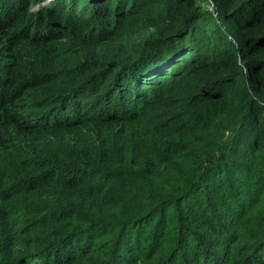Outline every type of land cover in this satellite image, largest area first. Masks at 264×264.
<instances>
[{"label": "trees", "instance_id": "16d2710c", "mask_svg": "<svg viewBox=\"0 0 264 264\" xmlns=\"http://www.w3.org/2000/svg\"><path fill=\"white\" fill-rule=\"evenodd\" d=\"M35 1L0 5V264H264V0Z\"/></svg>", "mask_w": 264, "mask_h": 264}, {"label": "rangeland", "instance_id": "374dc122", "mask_svg": "<svg viewBox=\"0 0 264 264\" xmlns=\"http://www.w3.org/2000/svg\"><path fill=\"white\" fill-rule=\"evenodd\" d=\"M2 1L3 0H0V5H1V3H2ZM54 0H36L34 3H32L31 4V6H30V11L32 12V13H35V12H37L38 10H41V8L42 7H46L47 9H48V7L50 8V6H51V4H52V2H53ZM116 1H118V0H116ZM118 2H120V1H118ZM200 4L202 5V6H204V10L205 11H208V12H210V13H213V14H215V15H217L218 13H219V10H218V8H217V6H216V4L213 2V0H200ZM68 11V9L66 10V11H64L65 13ZM64 13V14H65ZM151 32H152V30H151ZM149 33L150 32H147V34L149 35ZM144 38V37H143ZM142 38V39H143ZM134 52H130V54H128V55H132ZM143 75V73H140L139 72V74H138V76H142ZM142 78V80L144 79V77H141ZM106 108H108L107 106H105ZM111 108H112V106H110ZM110 109V108H109ZM185 168H187V167H183V170L185 169ZM186 170H188V169H186ZM185 170V171H186ZM170 174V173H169ZM168 174V177H169V179H172V177L170 176ZM166 179H168V178H166ZM166 179L164 180V182H166L167 183V181H166ZM130 230L131 229H136V224L135 225H133V226H130V228H129ZM91 231V233L93 234V233H96L95 232V230L94 229H91L90 230ZM129 231V230H128ZM124 256H125V254H124ZM130 263V262H129Z\"/></svg>", "mask_w": 264, "mask_h": 264}]
</instances>
